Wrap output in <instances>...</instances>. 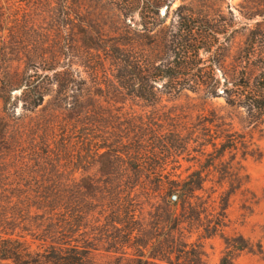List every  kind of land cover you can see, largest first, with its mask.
I'll list each match as a JSON object with an SVG mask.
<instances>
[{"label": "rangeland", "instance_id": "obj_1", "mask_svg": "<svg viewBox=\"0 0 264 264\" xmlns=\"http://www.w3.org/2000/svg\"><path fill=\"white\" fill-rule=\"evenodd\" d=\"M124 1L0 0V96L10 90L6 105L0 97V185L84 186V219L73 223L76 229L67 228L66 239L84 244L90 264H138L134 251L140 236L135 230L121 246V222L134 227L136 218L159 224L152 238L175 241L163 246L167 253H159L162 261L156 264H219L226 253L232 256L231 264H264V132L241 122L239 111L226 107L223 97L163 93L155 104L125 97L116 90L110 59L120 30L129 32L133 46L147 49L169 39L189 10L191 18L201 22L206 17L219 26V39L232 44L230 56L250 38L264 53V0H168L158 7L161 26L147 36L141 34V24L152 20H140L138 13L144 3ZM28 81L48 91L33 111L24 108L26 100L33 101L24 94ZM84 95H91L94 104L89 105L92 101ZM217 123L222 128L231 124L234 137L242 140L238 144L245 141L251 153L244 155L240 144L238 150L217 158L212 145L219 142L213 139ZM45 134L50 152L41 158L38 153L45 147L37 143ZM120 135L132 142L138 139L139 166L162 173L147 180L154 187L148 197L142 194L125 202L136 210L135 221L112 212L119 202H110L100 189L105 179L101 173L132 164L128 158L116 160L112 141ZM100 137L108 141L103 144ZM62 139L68 156L58 149ZM88 139L94 148L90 153ZM105 151L103 160L99 154ZM193 170L202 171L201 189L169 212L168 204L177 197L172 199L170 192L163 199L167 187L187 180ZM41 213L32 208L28 216L20 211L15 218L5 214L10 223L0 235L22 233L21 239L36 249L48 225ZM179 239L188 245L177 244ZM149 253L153 255L146 248L145 257Z\"/></svg>", "mask_w": 264, "mask_h": 264}, {"label": "trees", "instance_id": "obj_2", "mask_svg": "<svg viewBox=\"0 0 264 264\" xmlns=\"http://www.w3.org/2000/svg\"><path fill=\"white\" fill-rule=\"evenodd\" d=\"M133 1L144 3V8L138 11L140 20H152L141 24L144 29L141 34L147 36L149 32L161 26L158 7L168 0H125L124 2L130 4ZM191 13L192 11L189 10L188 15L180 17V22L175 26L169 39H165L164 42L156 41L147 49L140 44L133 46V42L127 39L128 31L118 32V41L113 45L114 54L107 55L110 56L116 69V90L125 97L143 100L150 104L159 101L163 93L180 94L183 91L201 94L204 99L223 97L226 107L239 111L238 117L241 122L246 123L251 129L264 132V53L260 51L258 42L255 38L247 39L244 47L236 55L230 56L232 44L227 39L224 41L219 39V35L223 33L219 26L212 25L206 17L199 22L191 18ZM159 81L163 82L161 86L158 85ZM5 93V96L0 97L6 105L10 90ZM24 94L27 99L29 97L33 99V101L28 100V104L26 100L24 108L33 111L43 102L48 91L39 82L28 81ZM84 97L92 101L89 105L94 104L95 100L91 95H84ZM222 125L217 123L213 129V139L219 141L214 140L212 143L217 158L226 151H236L241 146L244 149V155L251 153L245 141L240 143L241 146L238 144L242 140L234 137L236 132L231 131V124L228 128H222ZM122 131L118 130V132ZM119 137L112 141L116 160L121 162L124 158H128L132 164L117 165V168H108L101 173L105 179L100 184V189L105 192L110 202L113 200L119 202L116 209L109 204V209H114L112 212H119L132 220L136 210L130 209L128 205L124 206L125 202L132 201L133 198L142 194L148 197L154 187L150 186L147 180L152 176L160 177L162 173L153 167L144 168L137 164L141 150L140 146L136 145L137 138L132 142L131 138H126L127 135L125 141L124 136ZM100 139L103 144L108 141L106 137H100ZM47 140L46 134L41 135L37 143L45 147L43 153H38L41 158L47 157L48 151L50 152V143ZM63 140L66 139H62L63 144L58 149L63 155L68 156L69 148L67 142ZM88 140L86 150L90 153L94 148L92 141L90 142L91 139ZM37 144L33 143V150L36 149L34 147ZM105 154L107 151L99 154L101 159L105 160ZM24 158L25 156H21L20 161L26 165ZM202 182V171L193 170L187 180L182 183L177 182L179 184H175L173 188L167 187L162 198L164 199L170 192L177 197L174 203L166 202L169 206L168 211L174 213L171 206L176 205L179 200L189 201L192 194L201 189ZM96 187L99 188L98 185ZM138 188H141L142 193H136ZM157 189L163 190L165 187L159 186ZM32 208L42 210L40 216L42 218L45 215L46 223H48L45 230H41L38 236L40 245L32 249L31 245L21 239L24 237L22 233L14 237L13 234L4 232V236L0 235V264H90V251L84 248V244L79 245L78 241L66 239L67 228L76 229L73 223L84 219V186L46 188L28 184L13 187L0 185V229L2 232L9 225L10 217H17L18 211L27 216L31 215ZM8 213H11L9 218L5 216ZM121 223L122 228L124 227V230L122 229L124 243L121 246L129 241L133 230L136 231L137 236H140V242L135 246L134 251L139 260L138 264H156L158 260H161L158 254L167 253L163 251V246L175 242L173 238L167 240L164 237L162 240H156L157 238L150 236L154 230L158 229L157 223L143 224L137 218L134 227L126 228L124 222ZM169 233H172L171 229ZM177 244L183 247L188 245L186 241L180 239ZM146 248H150L153 255H150V252L145 257ZM183 251L184 254L190 253L187 250ZM120 253L124 255L125 251L122 250ZM231 263L232 256L226 253L219 264Z\"/></svg>", "mask_w": 264, "mask_h": 264}, {"label": "water", "instance_id": "obj_3", "mask_svg": "<svg viewBox=\"0 0 264 264\" xmlns=\"http://www.w3.org/2000/svg\"><path fill=\"white\" fill-rule=\"evenodd\" d=\"M175 197H176L175 195H172V199H175Z\"/></svg>", "mask_w": 264, "mask_h": 264}]
</instances>
